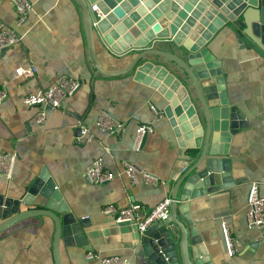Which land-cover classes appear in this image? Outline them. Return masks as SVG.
<instances>
[{"label":"crops","instance_id":"crops-1","mask_svg":"<svg viewBox=\"0 0 264 264\" xmlns=\"http://www.w3.org/2000/svg\"><path fill=\"white\" fill-rule=\"evenodd\" d=\"M27 1L31 12L17 27L13 5L0 0V29L10 28L22 36L18 45L0 54V89L7 92V99L0 104V155H15L10 179L0 173V198L20 199L26 184L45 169L65 206L75 218L85 220L82 245L75 240L72 244L60 240L62 264H100L86 261L88 251L140 264L136 227L116 224L101 209L137 203L148 213L170 198L165 183L174 165L186 158V150L178 146L162 114L166 103L155 89L135 82L130 74L107 77L96 72L89 60L81 9L73 0ZM148 39L144 34L135 42L144 44ZM201 39L199 36L197 40L203 42ZM204 42L221 70L216 80L222 82L226 101L244 115L247 127L232 136L228 145L216 144L217 150L227 146L230 179L235 185L189 200L180 206L177 219L187 228L189 241L191 237L200 240L189 247L201 248L200 257L211 264H264V225L249 229L245 218L250 184L257 183L258 193L264 198V60L242 46L228 25L216 29ZM94 49L107 73L124 70L138 53L117 54L98 37ZM165 49L179 55L170 45ZM164 66L177 70L173 64ZM19 67H33L36 73L17 77L15 70ZM64 78L77 80L79 88L48 116L46 126L39 128L35 124L38 109L25 106L22 100ZM194 101L201 109L198 100ZM100 111L123 122L116 136L93 127ZM79 123L91 128L93 140L89 144L77 140ZM140 127L151 131L146 133L141 150L135 152L133 138ZM98 158L105 170L116 175L114 180L92 184L86 178L85 170ZM123 161L157 177L159 184H132L122 173ZM222 225L233 255L227 253ZM53 236L54 224L47 217L16 223L0 233V264H54Z\"/></svg>","mask_w":264,"mask_h":264},{"label":"water","instance_id":"water-1","mask_svg":"<svg viewBox=\"0 0 264 264\" xmlns=\"http://www.w3.org/2000/svg\"><path fill=\"white\" fill-rule=\"evenodd\" d=\"M73 1L81 9L89 60L96 72L107 77L130 74L135 82L155 89L166 103L162 114L178 146L186 150V158L174 165L165 183L171 200L168 218L138 235L139 263L211 264L200 257L201 248L189 247L198 245L200 240H188L187 228L177 219V213L189 200L235 185L230 179L226 145L247 127V122L226 101L222 82L216 80L221 70L204 48V40L228 25L242 46L264 60V0ZM93 5L102 18L91 10ZM144 34L148 41L136 43ZM199 36L203 42L197 40ZM96 37L117 54L138 53L124 70L107 73L96 57ZM168 45L179 55L168 52ZM165 64H173L177 70L168 69ZM194 98L201 109H197ZM218 142L225 147L217 150ZM37 217H47L54 224V264H62L61 239L64 243L75 240L77 245L83 244L85 220L75 218L65 206L45 169L26 184L20 199L0 198V233L22 220Z\"/></svg>","mask_w":264,"mask_h":264},{"label":"built area","instance_id":"built-area-1","mask_svg":"<svg viewBox=\"0 0 264 264\" xmlns=\"http://www.w3.org/2000/svg\"><path fill=\"white\" fill-rule=\"evenodd\" d=\"M13 5L17 15L16 26L20 27L26 20L29 12H31V5L27 0H9ZM91 10L97 13L98 18H102V14L97 10L96 6H92ZM22 40V36L13 29H0V54L5 50L11 49L18 45ZM36 69L33 67L22 68L15 70L17 77L33 76ZM79 82L72 78L61 79L58 84L41 90L34 94L26 95L22 102L27 107H36L38 109L35 117V124L39 128H44L47 124L48 116L60 109L63 104L71 98L79 88ZM7 99V92L5 88L0 89V104ZM93 127L100 132L108 135L116 136L123 127V122L112 119L105 111H100L94 119ZM78 142L89 144L93 140L91 128L78 124ZM151 130L148 127H140L136 131L133 138L132 150L139 152L142 147L143 137ZM15 160L14 154L0 155V173L4 174L6 178L10 179L13 163ZM122 173L130 180L132 184H138L139 181L149 186H157L159 179L143 170L138 169L129 162H122ZM84 175L92 184L108 183L116 175L104 169L101 158L92 162V164L85 170ZM247 211L246 224L249 229H260L264 225V198L258 193L257 183H252L249 186L247 194ZM171 200L170 198L163 199L158 205L152 208L148 213L144 212V208L137 203H132L126 206L107 205L101 209V213L105 216H111L114 222L118 225L129 224L137 229L139 235L143 233L153 224L165 221L170 212ZM222 232L225 240L227 253L233 255L232 244L229 241L226 233L225 225H222ZM85 259L87 262L98 261L100 264H128L124 259L117 257H101L93 252H86Z\"/></svg>","mask_w":264,"mask_h":264}]
</instances>
